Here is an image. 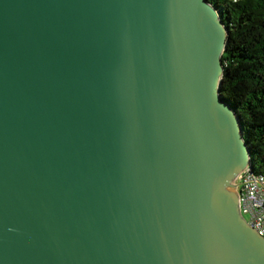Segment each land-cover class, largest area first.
Masks as SVG:
<instances>
[{"label":"water","instance_id":"obj_1","mask_svg":"<svg viewBox=\"0 0 264 264\" xmlns=\"http://www.w3.org/2000/svg\"><path fill=\"white\" fill-rule=\"evenodd\" d=\"M210 0H0V264H264Z\"/></svg>","mask_w":264,"mask_h":264},{"label":"trees","instance_id":"obj_2","mask_svg":"<svg viewBox=\"0 0 264 264\" xmlns=\"http://www.w3.org/2000/svg\"><path fill=\"white\" fill-rule=\"evenodd\" d=\"M210 1L229 30L222 96L241 119L253 172L264 175V0Z\"/></svg>","mask_w":264,"mask_h":264},{"label":"built area","instance_id":"obj_3","mask_svg":"<svg viewBox=\"0 0 264 264\" xmlns=\"http://www.w3.org/2000/svg\"><path fill=\"white\" fill-rule=\"evenodd\" d=\"M236 182L242 213L249 224L264 236V175L245 169Z\"/></svg>","mask_w":264,"mask_h":264},{"label":"rangeland","instance_id":"obj_4","mask_svg":"<svg viewBox=\"0 0 264 264\" xmlns=\"http://www.w3.org/2000/svg\"><path fill=\"white\" fill-rule=\"evenodd\" d=\"M246 218V217H245ZM247 219V218H246Z\"/></svg>","mask_w":264,"mask_h":264}]
</instances>
